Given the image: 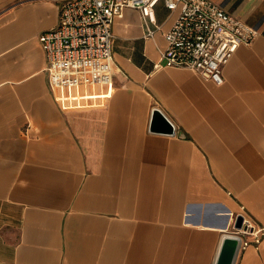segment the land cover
<instances>
[{"label": "crops", "instance_id": "1", "mask_svg": "<svg viewBox=\"0 0 264 264\" xmlns=\"http://www.w3.org/2000/svg\"><path fill=\"white\" fill-rule=\"evenodd\" d=\"M61 1L0 0V264H213L242 206L264 226V1L218 0L257 30L221 84L156 67L178 15L159 4L153 36L115 20L111 85L53 89ZM247 238L236 264H264Z\"/></svg>", "mask_w": 264, "mask_h": 264}, {"label": "built area", "instance_id": "2", "mask_svg": "<svg viewBox=\"0 0 264 264\" xmlns=\"http://www.w3.org/2000/svg\"><path fill=\"white\" fill-rule=\"evenodd\" d=\"M159 4L177 10L178 15L165 32L163 63H156V67L189 68L221 84L225 65L240 44L253 42L257 32L218 0H62L58 24L39 35L51 87L111 85L116 69L115 20L124 15L126 8L137 9L145 35L153 36L161 26L157 20ZM243 211L239 213L242 226H234L242 238L241 248L252 241L248 235L260 243L264 234V226L256 227L252 217Z\"/></svg>", "mask_w": 264, "mask_h": 264}, {"label": "water", "instance_id": "3", "mask_svg": "<svg viewBox=\"0 0 264 264\" xmlns=\"http://www.w3.org/2000/svg\"><path fill=\"white\" fill-rule=\"evenodd\" d=\"M153 119L155 124H159V126L154 125L153 129L161 128V130L173 131L174 125L161 110H154ZM242 220L243 217L238 216L234 226L241 227ZM241 242L242 238L238 233H225L213 264H236L241 250Z\"/></svg>", "mask_w": 264, "mask_h": 264}, {"label": "rangeland", "instance_id": "4", "mask_svg": "<svg viewBox=\"0 0 264 264\" xmlns=\"http://www.w3.org/2000/svg\"><path fill=\"white\" fill-rule=\"evenodd\" d=\"M95 84H92L91 86H94ZM65 88H68V89H71L72 87H65ZM88 105H90V104H88Z\"/></svg>", "mask_w": 264, "mask_h": 264}]
</instances>
